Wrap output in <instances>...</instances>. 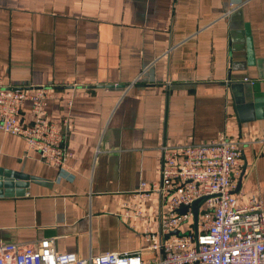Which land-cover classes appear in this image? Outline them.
<instances>
[{
    "label": "crops",
    "instance_id": "0c3cea01",
    "mask_svg": "<svg viewBox=\"0 0 264 264\" xmlns=\"http://www.w3.org/2000/svg\"><path fill=\"white\" fill-rule=\"evenodd\" d=\"M241 1L0 0V77L52 88L47 117L73 154L47 165L0 130V169L42 180L0 195V243L157 259L146 234L177 236L161 233L165 201L154 194L144 220L126 204L160 182L165 145L248 143L235 193L264 202V146L251 143L264 135V0ZM22 113L32 122L29 103Z\"/></svg>",
    "mask_w": 264,
    "mask_h": 264
},
{
    "label": "built area",
    "instance_id": "2783aa9c",
    "mask_svg": "<svg viewBox=\"0 0 264 264\" xmlns=\"http://www.w3.org/2000/svg\"><path fill=\"white\" fill-rule=\"evenodd\" d=\"M234 2L231 7L243 3ZM52 97L51 87L8 86L0 77V130L22 137L45 164L63 169L73 154L65 144L64 130L47 117L46 106ZM26 103L31 105L30 123L22 120ZM251 143L264 146V135ZM246 144L222 137L202 144L161 148L160 182H141L132 194L133 202L126 206L133 209V216L144 220L143 204L159 194L167 205L161 219V233L167 235L194 222L196 202L199 211L194 232L167 240L151 232L146 234L151 242L149 249L159 252L157 259L145 261L141 253L82 258L75 253H58L54 240L45 239L39 247L1 242L0 264H264V202L254 195L244 203L235 193ZM130 213L131 209L127 215Z\"/></svg>",
    "mask_w": 264,
    "mask_h": 264
},
{
    "label": "water",
    "instance_id": "95a60500",
    "mask_svg": "<svg viewBox=\"0 0 264 264\" xmlns=\"http://www.w3.org/2000/svg\"><path fill=\"white\" fill-rule=\"evenodd\" d=\"M113 87V86H110ZM38 182L42 181L40 178H36L33 176H29L27 174L14 172L11 170H3L0 169V195L5 196H13L16 195H24L29 187L30 182ZM240 184L238 185L237 190L239 189ZM16 189H21L17 190ZM22 193V194H21ZM199 202L194 204V212H195V225L198 224V211H199ZM186 210H182V213H185ZM175 235L180 236L181 231L177 230L173 232Z\"/></svg>",
    "mask_w": 264,
    "mask_h": 264
}]
</instances>
